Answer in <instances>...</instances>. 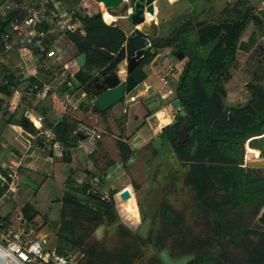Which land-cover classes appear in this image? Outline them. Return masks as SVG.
I'll use <instances>...</instances> for the list:
<instances>
[{"label":"trees","instance_id":"1","mask_svg":"<svg viewBox=\"0 0 264 264\" xmlns=\"http://www.w3.org/2000/svg\"><path fill=\"white\" fill-rule=\"evenodd\" d=\"M5 1L0 0V7ZM81 1H75L74 5ZM85 6L90 13L94 11ZM257 11L264 12V9L248 7L245 0H239L231 10H225L229 16L224 19L197 20L193 25L190 18L168 37L153 36L152 50L133 72L139 84L145 82L148 79L145 68L153 52L160 54L172 49L173 56L183 52L187 58L174 98V101H181L187 115L160 134L156 140L160 147L154 148L153 158L164 147L174 153L180 164L176 173H183L185 184L194 192L196 209L193 215L163 203L157 216V220L164 222L162 227L143 239L129 229L137 228L138 215L126 209L128 200L123 201L116 194L115 202L105 193L97 192L90 181L80 186L77 183L66 185L70 191L65 192L62 200L60 222H49V226L57 231L58 253L82 254L79 264H162L155 250H164L166 240L170 239L174 245L180 243L182 257L190 258L186 264H264V230L256 222L264 207V190L242 194L238 185V142L264 128V88L251 83L250 101L245 106L234 107L226 104L228 92L225 88L239 52L253 56L258 50L260 54L264 52L259 40L264 38V13ZM74 17L82 27L75 32L64 31L72 44L70 50L66 46V53L68 59L73 60L87 55V66L91 69H81L74 75L85 85L110 62L95 52V48L117 54L128 36L119 26L106 24L102 16L89 17L74 10ZM15 19L16 12H10L5 20L0 19V50L4 49L2 35H8L11 40L15 36L11 27ZM251 23L256 30L247 42L242 41V35ZM259 56L254 60L256 67L261 66L264 59V54ZM54 68L60 75L65 72L57 64L49 72L54 73ZM7 77L11 82L18 79L12 75ZM65 78L69 80V76ZM254 79L260 81L259 76ZM13 93L14 89L9 90L8 96ZM150 115L151 110L148 111ZM11 121L7 122L11 124ZM12 122L30 133H37L24 117ZM79 125L80 122L69 115L62 117L53 127V144L58 142L76 152L81 139L74 131ZM116 146L121 163L128 167L135 154L133 146L125 138L118 139ZM250 147L263 149L264 137L252 140ZM92 157L90 154L89 158ZM262 184L263 181L250 186L246 184L245 189ZM5 192L6 187L1 190L0 197ZM140 210L144 223L147 217L142 207ZM37 214L34 204L29 201L21 208L24 222H32ZM197 221H202L203 228H197ZM105 226L114 227L115 235L104 243L96 242L87 247L91 237ZM149 254L152 256L148 257Z\"/></svg>","mask_w":264,"mask_h":264},{"label":"crops","instance_id":"2","mask_svg":"<svg viewBox=\"0 0 264 264\" xmlns=\"http://www.w3.org/2000/svg\"><path fill=\"white\" fill-rule=\"evenodd\" d=\"M75 1L54 0V2L50 6L49 19L47 23L33 30L34 33L50 32L51 46L52 47L54 45L61 46L63 50L61 66L62 68L65 69V72L58 78L52 80L53 83L52 85L57 84L58 85L57 91L60 92L71 91L70 87L68 86V83L70 81L69 80L67 81V79L65 78L66 72L69 74V76L70 75L74 76L80 70L75 62V59L65 60V54H67L66 46L69 45L71 47L72 44L64 34V31L67 30V27H69L70 24L75 27L76 31L81 30L82 27L81 22L75 19V17L74 20L71 22L70 13L72 11L74 12V9H76V11L79 10L82 11L81 9H77V8L83 0L77 5L76 8L74 7L76 6L74 5ZM188 1L189 0H157L154 3L155 6L154 15L147 17V21H149V18L150 21L148 22L149 27L146 26V32H148L152 37L153 36L168 37L172 35L173 31L177 30V28L180 27L182 23L184 24L190 18L192 19L191 24L194 25L197 20L198 21L219 20L229 16V13H226L225 11L224 13H222V16H220L221 9H219L218 6H213L212 9L203 7V9L199 13L193 14L194 13V11H192L193 6ZM202 1L203 3L200 4L204 6L207 0H202ZM35 2H36L35 0H6L5 3L0 7V19L5 20L10 12L19 13L21 10L29 9L35 5ZM245 2H247L246 6H248L249 0H245ZM182 3H186L185 5H187L188 8L190 6V9L185 10V12L183 11L182 14L176 15V13L174 12L175 9L178 7V5ZM85 5L84 4L81 5L86 12L85 13L82 11L83 15L92 17L95 16V14L97 13H101L102 18L106 24L119 26L123 31H125L128 37L133 32L134 28H137L132 26L131 23L128 21V19L124 17L126 15L124 16L117 14L114 15L111 14L109 11L108 13L112 16V18L107 15L108 14L107 12H105L104 15V10H108V9L102 6L101 3H97V2L95 3V6L93 7L94 11L92 13H90L88 9H86ZM7 6H10V9L7 10L4 16L1 15L2 11L5 10ZM90 6L91 4L89 3V7ZM263 6H264V2L258 8L264 9ZM189 11L192 12L189 13ZM14 34H15L14 38L12 40L10 39L11 45H14L15 40L17 38L16 32H14ZM243 41L245 40L243 39ZM13 52H15V54ZM161 58L173 59L176 57L172 55V49H166L165 51L160 53L159 59ZM5 59H6L5 65L2 67V69H0V148L2 146L5 149H7V151L9 152V158L6 159L5 163L0 167V178L2 177L4 181L5 179L8 180L9 179L8 173H12V174L17 173L19 177V180H16V182L18 183H15L16 185L15 190L9 193V197L7 201H5V204H7L10 200L14 202L13 195L17 194L19 183H22L23 182L22 179L24 178V177L20 178V173H22L25 168L29 169V171H31L34 177L40 175L42 184H44L47 181V179L50 177V175L47 174L46 171L41 172L40 169L38 168L41 167L44 163L50 165H56L59 171V175L61 176L62 184L65 182L68 183L69 182L68 179H70V176L67 177V179L66 178L64 179V176L62 175L59 167L63 166L67 168V170L70 169L69 173H71L72 172L71 169L75 165V161L78 153L65 148L63 144H59L58 142H55L53 144L54 139H51L47 133L50 130H52L53 132V127L62 117H64L62 114V108L52 93L37 95L36 97L30 99L23 98V96L21 97L20 94H15L16 90L21 92L34 83H42L47 81L46 75L49 73V70L47 68L46 62L40 60L36 52H32L31 50L26 48H22V47L20 48V46L6 52ZM58 62L60 61L57 62H54L53 60L49 61L51 66L55 65V63ZM186 62H187L186 57L185 59L181 60V63L185 64ZM122 67H126L125 64H123ZM169 67H172V65L169 64ZM154 70L155 68L153 67V65L150 64L145 68L147 74L148 71H154ZM171 70L174 73V77L176 79L167 78V77H163V78L170 80V82H168L169 84L172 83L174 84L173 81H176L175 87H177L183 69L179 70L177 68L175 69L171 68ZM7 75L18 77V79L11 82V80L7 77ZM236 75L237 74H235L234 77L237 79L238 83L240 84L242 80L238 79L239 76ZM163 78H161V82ZM4 80H9L10 84L8 86H4L2 83ZM169 84H168V88L170 89ZM250 84L251 81L243 82V85L246 87L247 90L245 94L250 93L249 90ZM13 89H14L13 95L8 96V91ZM150 89L153 90L151 94L149 93ZM73 90L76 92L78 91L82 92L81 90H75L74 88ZM175 90L176 88L174 90H171L172 93L168 95L170 96L174 95ZM162 92H166V90ZM133 94H135V96ZM131 97L135 98V100L132 102L130 99ZM139 100L144 101L143 105L139 106L136 109V112L131 116H128L125 119L123 118L124 120L120 119L122 133L126 137H130L131 134L133 138L132 141L135 142V145H137L136 148L135 147L133 148L134 150L141 149V147H144L148 143H152L153 142L152 140H158L160 134L164 132L163 128L174 124V122L176 121L175 117L177 115L176 113H173L169 109V107H167V104L172 103L174 99L172 101H168V98H166L164 94H161L160 91L158 92V88L155 87L154 82L149 75H148V79L145 82L139 84V86L125 99V101H127L128 108L132 106V104H136ZM164 101L167 102V104L164 103ZM249 101L250 99L247 101V103ZM246 104L241 106H245ZM93 105H94V100L87 97L86 98L82 97L80 98V110L77 111L78 113L69 114V116L80 122V125L78 127H80L81 125H89V126H94L97 129H99V131H101L100 129H102L101 127H103V125L105 126V123L108 124L110 127L117 125L116 123L117 120L114 118V115L112 114L113 112L112 110H114V108L118 105L110 109L108 112H105L106 113L105 115H102V113L99 114L100 112L97 113V111L93 110ZM149 110H151L150 116H148ZM20 111H23L22 114L20 113ZM162 113H164V115L162 117H159V115ZM22 117H24L30 124H32V126H34L37 133L35 134L30 133L29 131H26L23 126H22L23 129L21 131H17L15 129V126H21V125H15L14 122L12 121L18 122ZM9 120H12L11 124L7 122ZM97 123L99 124L98 126L100 127L96 126ZM78 127L76 128V130L78 129ZM75 135H78L81 140L83 139L82 135L81 136L79 134H75ZM136 137H138L137 140ZM246 147H247V157L249 161H252L254 158H264V147L263 149H259L260 151L252 149L250 147V142L246 144ZM260 152L261 154L259 155ZM62 157L63 159H59ZM55 160L62 161V165L59 166L55 164L54 163ZM66 165H68L69 168ZM85 173L88 176L91 175V171L89 169H86ZM73 174L74 172L71 174V176ZM83 177H84L83 173H80L79 178H83ZM28 179L32 181L31 178ZM96 179L100 181L99 178H95V180ZM6 184L4 182L3 186L1 187V190L4 187H6ZM42 184L41 185L38 184L39 189L41 188ZM128 188L129 187L127 186L126 189ZM103 193L107 195V192H103ZM15 205L16 208L12 213H9L8 211L4 210L6 211L5 212L6 215L4 216L7 219H10L11 221H16L20 217L22 218L20 209H19V214H17L16 216L15 213H17L18 206L16 203ZM136 222H137V218H136Z\"/></svg>","mask_w":264,"mask_h":264},{"label":"rangeland","instance_id":"3","mask_svg":"<svg viewBox=\"0 0 264 264\" xmlns=\"http://www.w3.org/2000/svg\"><path fill=\"white\" fill-rule=\"evenodd\" d=\"M238 1L239 0H207L204 6L200 4L203 3L202 0H189L188 2L193 6V14L199 13L203 7L212 9L213 6H218L219 9H221L220 16H222V13H224L226 9L231 10L238 3ZM263 2L264 0H249L248 6L254 7L257 10H263L258 8L263 4ZM89 3L91 4L90 7L93 10V7L96 3L93 0H83L77 9H81L83 12H85L81 5L86 4L89 6ZM185 4L186 3L178 5L174 11L176 15L182 14L183 11L185 12V10L190 9V6L188 8V6ZM245 4L247 5V2H245ZM101 5L104 6L103 4ZM74 7L76 8L77 5ZM192 11H189V13ZM259 12V14L264 13L263 11ZM255 30L254 24L251 23L243 33L241 40L243 41L244 39L245 42H247ZM259 40L260 44L264 47V38L262 39L260 37ZM67 49L70 50L71 47L67 45ZM262 54H264V52L260 54L259 50L254 56L251 53H238L237 64L230 69L229 75L225 81V88L229 94L228 98L226 99V104L229 107L244 105L250 99V93L245 94L247 90L243 85L244 81H251V83L260 84L264 88V59H262L261 66L256 67L254 64L255 57H260L259 55ZM66 59H68V54ZM49 61V59L46 61L49 71H51L52 67L56 64L59 66L62 65V61H60L51 66ZM155 63L157 64V66L153 65L155 70L148 71V75L153 80L155 87L158 88V92L160 91L161 94H164L166 98H168V101H172L176 95L174 94L170 96L167 92H162L164 91V84L161 82V78L167 77L174 79V73L172 72L171 68L182 70L185 64L181 63V60H179L177 57L173 59H157ZM169 64H171L172 67H169ZM53 72L54 73H50L55 78L61 76L56 68L53 69ZM235 74H237L236 76H239L238 79L242 80L240 84L234 77ZM255 76H259L260 81H258V79L255 80ZM168 81L170 82V80ZM173 82L174 84H169L171 90L177 88L175 87L176 81ZM71 91L74 90L71 89ZM133 95L135 96V94ZM143 102V100H139L136 104H132V106L129 108L127 101H123L122 103L118 104V106L112 110V114L117 120V125L110 127L105 123V126L103 125V127H101L102 129H100V133L102 135V139L97 143V149L93 153V157L89 158L90 154L79 148L76 150L78 154L75 165L71 169V173H69L70 169L67 170V168L63 166L59 167L64 179H67V177L70 176V179H68V181L72 179L70 182H65L62 184L61 176L59 175L56 165L44 163L38 168L41 172L46 171L47 174L50 175L44 184H42L40 175L34 177L31 171L25 168L23 172L20 173V178H31L35 184H42V186L39 190L34 191L26 186L24 182L19 183L18 192L17 194L13 195V200L18 206L17 213H15L16 216L19 214V209L21 210L27 201L33 203L38 211V214L33 219L32 225L37 230H41L43 233L49 235V240L51 243L56 245L57 231L49 226V222H60L62 200L65 196V192L70 191L69 187H66V185H75L77 183L80 186L86 184L87 181L91 182L97 192H107L108 198H110L112 195L115 196L116 194H120L126 189L127 186L129 187L128 190L131 192L132 197L128 199V203L125 204V207L128 211L137 213L138 215L136 222L138 224L137 228L129 229L142 236L143 239H146L151 232L155 233L159 231V227H162L164 222L157 220V216L163 203L170 205L174 210L182 212L186 215H193L196 209L194 206L195 196L193 189L185 184L184 175L181 171L176 173L178 169L180 170V164L178 163L174 153L170 151L169 147L160 148V154L156 158H153L154 148H159L160 146L156 140H152L153 144L148 143L144 147H141V149H135L134 158L128 167H124L123 163H121L116 142L118 139L126 138L133 148L135 147V142L132 141L133 138L131 134L130 137H126L122 133L120 119H125L126 117L134 114L136 109L143 105ZM22 112L23 111H20L21 114ZM77 113L78 112H74V114ZM163 115L164 113L160 114L159 117H162ZM98 125L99 124L97 123L96 126L100 127ZM8 158L9 152L7 149L1 146L0 167ZM59 159H63V157ZM54 163L59 166L62 165V161L55 160ZM66 166L69 168L68 165ZM86 169H89L92 175L88 176L85 173ZM73 172L74 174L71 176ZM80 173H83V178H79ZM95 178H99L100 181L96 182ZM246 181L248 186L257 184L261 181L264 182V172L259 169L247 168ZM4 204L5 202L0 203L2 216L6 215L5 212L7 211L6 208H2ZM12 204L13 203H11V205ZM141 207L143 209L142 211H144L147 217L144 223L142 222V213L140 210ZM197 228H203L202 221H197ZM113 235H115L114 227L105 226L93 237H91L86 246H91L96 242L104 243L108 237ZM170 241V239H167L166 248L162 251L155 250V254L161 260L162 264H186L190 258L182 257L180 255V243H178L179 245H174L173 243H170ZM151 256L152 254L148 255V257Z\"/></svg>","mask_w":264,"mask_h":264},{"label":"built area","instance_id":"4","mask_svg":"<svg viewBox=\"0 0 264 264\" xmlns=\"http://www.w3.org/2000/svg\"><path fill=\"white\" fill-rule=\"evenodd\" d=\"M35 5L29 9L16 12V19L11 23V27L17 34L14 45L10 43L8 35L1 36V44L4 49L0 50V69L5 65L6 52L17 48H26L36 52L42 61L48 59L54 62L61 61L63 50L61 46H51L50 32L34 33L33 30L47 23L49 19V10L54 0H35ZM10 6L2 11L5 15ZM71 22L74 20V12L70 13ZM67 30L75 32L76 29L70 24ZM47 81L34 83L23 91H15L23 98H34L37 95L52 93L62 108L63 116L69 115L80 110V98H86L82 92L76 91H57V84L52 85L55 77L49 72L46 75ZM164 90L171 94L168 88V80L162 79ZM4 86L10 84L9 80H4ZM70 89H73L71 82L68 83ZM127 97V96H126ZM126 99V98H125ZM131 102L135 100L131 97ZM51 139L55 138L52 130L47 132ZM75 134L85 137L80 141L79 147L88 154H93L97 149V143L102 139V135L94 126L82 125L78 127ZM8 180L5 179L7 187L6 193L0 197V203L7 201L9 193L15 190L16 180H19L18 174L8 173ZM10 180V181H9ZM96 182H99L96 179ZM4 208V207H3ZM33 222L27 223L18 218L11 221L1 214L0 208V264H79L82 258L80 253L60 254L57 246L49 240V235L37 230L32 225ZM80 255V256H78Z\"/></svg>","mask_w":264,"mask_h":264},{"label":"water","instance_id":"5","mask_svg":"<svg viewBox=\"0 0 264 264\" xmlns=\"http://www.w3.org/2000/svg\"><path fill=\"white\" fill-rule=\"evenodd\" d=\"M97 3L104 5L106 9L111 14L114 15H126V19L131 23L134 28L131 35L128 37L126 44L121 48L117 54H112L105 49L95 48V52L109 59V64L103 68L101 71L96 73L93 78L85 85L80 84L73 75L66 72V76H69V81L76 90H81L85 93L87 98L94 100L93 110L105 113L116 105L125 101L126 96L130 95L138 86L139 82L133 75L134 70L140 64V62L146 57L148 52L152 50L153 47V37L146 32V26L149 27V21L147 17L153 16L155 12L154 3L157 0H93ZM95 16H102L101 13L95 14ZM160 54L153 52L152 56L148 60V65L157 66L155 63L159 59ZM179 60L185 59L183 52H179L177 55ZM75 62L79 69H88L91 67L87 66V55L82 54L75 59ZM125 64L126 67H122ZM152 89L149 90L151 94ZM167 104V102L164 101ZM167 107L176 113L175 120H180L186 117L182 103L180 100H175ZM170 126L163 128L165 131ZM17 131L23 129L22 126H15ZM264 136V128L261 132L248 135L241 139L238 143L240 146V160L238 163V185L242 194H253L264 190V184L254 186L250 189H245V173L247 168L259 169L264 172V158H254L252 161L248 160L247 157V147L246 144L252 140L261 138ZM85 137H83L84 139ZM138 137H136V140ZM137 145H135L136 148ZM257 150V149H255ZM260 151V150H259ZM261 154V152H260ZM22 181L29 188L37 191L39 189L38 185L33 183L30 179L24 177ZM4 184V179L0 178V190ZM123 201H127L132 197L131 192L125 189L120 194ZM115 196H111L110 199L115 201ZM116 202V201H115ZM11 203H13L11 205ZM4 208L9 213H12L16 205L10 200L5 204ZM256 222L264 227V207L259 213ZM129 228V227H128ZM131 229V228H130ZM64 250V248H62Z\"/></svg>","mask_w":264,"mask_h":264},{"label":"bare ground","instance_id":"6","mask_svg":"<svg viewBox=\"0 0 264 264\" xmlns=\"http://www.w3.org/2000/svg\"><path fill=\"white\" fill-rule=\"evenodd\" d=\"M105 12L108 13V10H104V15H105ZM107 15L112 18V16L109 13Z\"/></svg>","mask_w":264,"mask_h":264}]
</instances>
